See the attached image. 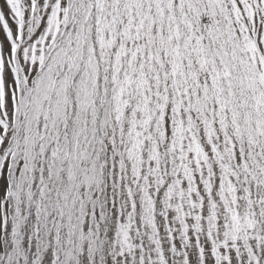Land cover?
I'll list each match as a JSON object with an SVG mask.
<instances>
[{
  "label": "snow or ice",
  "instance_id": "obj_1",
  "mask_svg": "<svg viewBox=\"0 0 264 264\" xmlns=\"http://www.w3.org/2000/svg\"><path fill=\"white\" fill-rule=\"evenodd\" d=\"M0 264H264V0H0Z\"/></svg>",
  "mask_w": 264,
  "mask_h": 264
}]
</instances>
